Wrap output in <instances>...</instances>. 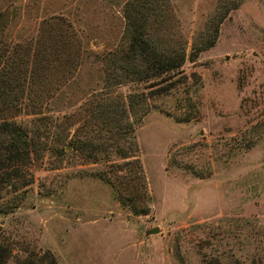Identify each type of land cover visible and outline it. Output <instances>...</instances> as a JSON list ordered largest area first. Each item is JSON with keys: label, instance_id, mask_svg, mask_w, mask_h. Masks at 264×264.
<instances>
[{"label": "rangeland", "instance_id": "374dc122", "mask_svg": "<svg viewBox=\"0 0 264 264\" xmlns=\"http://www.w3.org/2000/svg\"><path fill=\"white\" fill-rule=\"evenodd\" d=\"M169 1L188 53L223 0ZM124 2L0 0L3 39L61 35L68 45L55 43L69 59L56 66L75 68L54 91L56 69L39 112L27 106L14 117L38 146L27 190L2 188L0 264H25L33 254L35 264L48 255L60 264H203L222 253L230 264H264V0H241L219 23L215 43L186 57L183 82L149 98L134 130L151 196L141 214L94 175L105 162L86 160L68 142L92 117L86 103L107 90L102 58L119 45ZM143 85H114L113 95ZM83 129L81 138L96 140L94 124Z\"/></svg>", "mask_w": 264, "mask_h": 264}, {"label": "trees", "instance_id": "16d2710c", "mask_svg": "<svg viewBox=\"0 0 264 264\" xmlns=\"http://www.w3.org/2000/svg\"><path fill=\"white\" fill-rule=\"evenodd\" d=\"M240 2L223 0L210 18V30L199 40H194L186 53L187 40L178 28L169 0H125V22L119 45L106 51L102 58L104 85L101 88L107 90L86 103L92 117L84 118L76 126L68 142L72 148L82 150L86 160L105 162L106 168L94 175L106 182L111 187V194L127 204L133 213H146L147 203L151 201L138 153L135 125L149 111V98L167 93L183 82L182 65L186 57L195 60L200 51L215 43L219 23ZM2 30L0 27V197L5 186L18 195L27 190L26 185L32 181L29 164L37 153L38 144L28 128L14 117L27 106L32 112H39L45 99L53 94L52 79L57 66L62 64L58 61L63 62L64 57L69 59L67 52L60 56L63 51H59L55 43L68 45L61 35L58 38L52 35L53 38L50 36L47 41H41L39 35L36 41H13L3 39ZM74 69L70 67L65 72L58 69L60 75L54 91L69 83L75 75ZM133 81L143 82V88H132L124 97L113 95L112 86ZM131 113L137 114L135 121L129 119ZM89 122L95 125L96 140L81 138L83 127ZM64 144L59 147L61 152L65 149ZM33 256L28 255L24 263L35 264ZM224 258L222 253L203 264H230ZM45 263L60 264L53 255H48ZM233 264L262 263L256 259H238Z\"/></svg>", "mask_w": 264, "mask_h": 264}, {"label": "water", "instance_id": "95a60500", "mask_svg": "<svg viewBox=\"0 0 264 264\" xmlns=\"http://www.w3.org/2000/svg\"><path fill=\"white\" fill-rule=\"evenodd\" d=\"M152 231H153V232H156V231H158V227H156V226H155V227H153V228H152Z\"/></svg>", "mask_w": 264, "mask_h": 264}]
</instances>
